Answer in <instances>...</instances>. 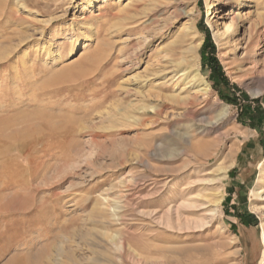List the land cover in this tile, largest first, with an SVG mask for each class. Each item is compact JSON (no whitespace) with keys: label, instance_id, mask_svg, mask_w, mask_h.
I'll use <instances>...</instances> for the list:
<instances>
[{"label":"rangeland","instance_id":"1","mask_svg":"<svg viewBox=\"0 0 264 264\" xmlns=\"http://www.w3.org/2000/svg\"><path fill=\"white\" fill-rule=\"evenodd\" d=\"M242 1L250 19L221 46L206 0L147 30L128 0H0V264H264V35L243 52L264 0ZM164 45L185 57L176 69ZM205 159L227 169L223 201L211 226H179Z\"/></svg>","mask_w":264,"mask_h":264},{"label":"bare ground","instance_id":"2","mask_svg":"<svg viewBox=\"0 0 264 264\" xmlns=\"http://www.w3.org/2000/svg\"><path fill=\"white\" fill-rule=\"evenodd\" d=\"M169 1L171 3H169ZM206 1L208 3L209 10H210L209 14H211V16H212L211 19H215L210 24L212 27V30H213L214 39L219 45L224 46V45H226V43L231 41L232 37H234V34L238 30L240 22H242V20L245 18L250 19V16L247 15L244 18L243 15H241V12L239 11V7L244 4L242 0H206ZM179 2H180V0H128V11L138 12V10H139L138 6H141V5L147 7V8H145V9H147V12L146 11L142 12L143 16L145 17V19L143 18L144 22L142 24H143L144 29L147 30L151 26H155V25L160 24V22H161L160 16L164 13V11H168L170 9V4L171 5L174 3L177 4ZM174 7H176V6H174ZM174 10H176V9H174ZM226 10H228V11L226 12ZM254 16H255V19H251L250 21L248 20L249 21V23H248L249 24L248 25L249 38L247 39V41L245 42V46L243 47L244 48L243 52L245 55L246 54L248 55V53L251 51V49L253 48L254 45H256V44L258 45L257 42L253 43L254 34H256V36L264 35V13H256ZM135 17H133V18H135ZM226 18H227V22H224V19H226ZM156 29H158V28H156ZM186 29H187V31H186V33H184L182 35L181 39H183L184 42L189 41L190 45L187 46L185 51L193 54V56H194L197 52L198 47L201 44V37L198 36V31H197L194 23H191ZM151 30H152V28H151ZM154 31H156V30H154ZM160 31H161V29H159L158 32L153 33L151 35L152 38H157L158 35L161 33ZM181 39H179V40H181ZM232 42H234V40ZM178 44H177V46H178ZM166 46H165V48L162 46L159 47V49L161 48V52H164L163 54H161L162 55L161 58H163V60L165 58L166 61L169 60L167 64H170L172 66V68L176 69L179 65H181L180 64L181 61L185 60V59L184 60L182 59L185 57H182V58L179 57L180 58L179 59L176 54L174 55V53H175L174 46H172V47H170L171 45H169V47L168 46L166 47ZM183 51H181V52L183 53ZM179 52H180V50H179ZM172 56H177V58L173 59ZM129 58H131V57H129ZM131 59H133V58H131ZM165 60H164V62H166ZM157 62L159 63V61H157ZM137 63H138V60H134L133 64H137ZM161 68H162L161 66H158L156 70L155 69L152 70L153 75L159 74L163 71V69H165V68H163V69H161ZM181 74H186V72H183ZM192 77H193V79L196 80V83L198 82L197 83L198 89L194 90V91L192 90V91L194 93H197L198 91H200L203 94H205L207 97L210 96L211 89H210L208 83L206 81L202 80L197 68H196L195 73L193 74ZM153 108H154V106H153ZM227 111H228V107L226 105H223L222 113L220 114V117L217 118L216 120H214V119L209 120L206 117L199 119L198 122H199V125H201L200 128H203L202 130H204L205 128H208L209 126L211 128H214L215 126H217L220 122H222L224 120L225 113ZM11 141H13V140H11ZM20 144H19V146H20ZM15 149L16 148H14V149L8 148L6 150H3L2 154H4V156H5V154H7L8 152L13 151ZM18 150H20V149H18ZM19 156H21V155H19ZM226 175H227V169H226V167H223L222 165H217L215 167H211V166H208V160L199 162L198 167L194 168L193 170H191L189 172V174H188L189 179L184 183V186L181 188V196L182 197L180 198L181 200L179 201V204L177 205V207L178 206L183 207L185 210H187L188 214L185 216H181L178 213V211L175 210V216L173 217L174 222L179 226L180 225H182V226L191 225L192 227H195V230H197L198 228L200 229V228H206V227L211 226L213 224V222L215 221L217 211H218V209L221 206V203L223 201L222 181L224 180ZM260 178H262L264 180V168H263L262 176H260ZM260 188H262V186H259L258 189H260ZM259 192L260 191H256L254 193L256 195H260ZM171 212H172L171 210L167 211L168 222L172 220ZM193 216H195V217H193ZM158 218H159L158 222L162 220V216H159ZM262 233H263V239H264V226L262 227Z\"/></svg>","mask_w":264,"mask_h":264},{"label":"trees","instance_id":"3","mask_svg":"<svg viewBox=\"0 0 264 264\" xmlns=\"http://www.w3.org/2000/svg\"><path fill=\"white\" fill-rule=\"evenodd\" d=\"M208 40H209V38L207 37V38L205 39V41H204L203 46H202V51L206 48ZM212 60H213V59H212Z\"/></svg>","mask_w":264,"mask_h":264}]
</instances>
